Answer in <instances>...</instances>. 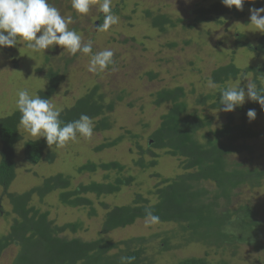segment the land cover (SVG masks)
Listing matches in <instances>:
<instances>
[{"label": "rangeland", "instance_id": "1", "mask_svg": "<svg viewBox=\"0 0 264 264\" xmlns=\"http://www.w3.org/2000/svg\"><path fill=\"white\" fill-rule=\"evenodd\" d=\"M49 2L62 15L72 16L73 23L69 27L76 28L85 42L91 40L94 52L106 48L114 52L115 70L109 66L102 72L91 73L87 70L89 55H71L60 46H53L45 52H33L27 47V42L18 40V45L11 50L0 48V119L10 117L18 110V90L27 88L31 94L38 95L47 89L48 83L44 76L37 73L39 69L66 67L65 80L52 99L54 106L60 111L70 108L98 86L108 101L117 102L115 113L110 117L114 127L108 132H93L90 138L78 136L76 140L66 142L64 146L53 150L56 155L54 163L44 161L38 166H32L26 161L24 148L27 141L38 138L30 136L20 127L22 141L15 147L17 176L10 193L23 194L40 186L44 179L57 174L70 176L74 188L92 182L105 183L106 173L79 175L77 169L89 162L120 163L126 167L124 176L133 177L135 182L115 196L100 199L90 197L94 202L96 217L90 218L89 210L86 209L62 206L58 201V193L47 197L43 202L38 199L33 201V205L42 212H49L50 219L57 225L82 223L83 230L76 235L70 234V238L94 241L100 237L101 225L109 210L132 204L136 195H142L151 204H155L157 198L151 193L156 191L164 179H173L183 173L182 161L167 156L164 151L153 150L157 158L152 159L151 155L141 156L138 150V146L144 150L149 149L151 135L159 128L161 117L169 110L168 106L156 108L152 95L162 89L183 87L187 92L190 110L198 109L194 104L197 96L214 94L218 90L217 86H209L214 70L230 63L241 70L264 64L263 56H257L236 45L241 35L256 46L262 33L255 32L252 25H247L250 23L249 10L243 20L224 17L217 23L190 28L193 20L190 12L199 5L209 6L214 0H112L119 22L106 31H99L97 28L101 16L104 22V13L99 9L100 0H90V10L83 15L72 9L71 0ZM147 12L166 14L175 21L181 19L183 22L162 34L151 27L146 19ZM47 57L50 59L49 63L46 62ZM68 61H71L69 65L66 64ZM150 74L157 78L150 80ZM246 76L253 81L252 75ZM240 82L241 86L246 83L240 78L226 86ZM261 84L264 87V78ZM119 98H122L120 102ZM249 102L246 100L244 105ZM199 112L213 119V129L226 124L230 114L240 123V117L233 112L208 109H199ZM93 124L95 128L96 125L94 122ZM248 125L259 133L257 139L246 142L252 148V154L242 153L233 160L264 171V114L248 122ZM119 138L123 140L117 147L104 149L100 153L95 151ZM1 149L0 141V152ZM141 159L145 163L155 160L157 165L152 169L142 170L136 166ZM115 177L114 173L109 175L110 180ZM209 188L213 186L210 185ZM236 194L235 204L256 206L264 216V181L259 189L243 188ZM0 199L6 214L0 216L1 237L8 233L13 216H9L11 208L6 197H3L1 187ZM182 228L183 226L176 224L146 225L145 220H140L135 225L112 232L104 238L113 243L135 238L147 239L144 246L147 264H178L193 258L205 259L210 264H264V235L258 250L255 246L246 245L238 246L236 251L229 248L209 249L199 243H188L186 239H195V235L184 233ZM17 253L18 248H10L0 258V264H12Z\"/></svg>", "mask_w": 264, "mask_h": 264}, {"label": "trees", "instance_id": "2", "mask_svg": "<svg viewBox=\"0 0 264 264\" xmlns=\"http://www.w3.org/2000/svg\"><path fill=\"white\" fill-rule=\"evenodd\" d=\"M251 7H264V0H246L243 10L228 8L222 0H214L209 6H196L191 12L193 17L190 28L217 23L220 18L228 17L243 20ZM146 19L151 27L162 34L167 29L176 28L181 19L173 20L166 14L146 13ZM103 24L102 16L99 25ZM77 31V29H74ZM238 48H245L257 56L264 57V34L256 41V46L240 35ZM11 50L12 48H6ZM49 63V57L46 58ZM71 61L66 62L67 65ZM39 75L44 76L48 86L39 96L52 99L56 95L67 75L65 68L39 69ZM252 75L253 81L259 86L264 78V64L260 67H250L241 70L230 63L221 66L211 73L210 80L218 87L214 94L199 95L194 104L198 108L190 110L187 92L183 87L162 89L152 95L156 108L168 106L169 110L160 119L159 128L151 135L150 147L144 150L138 146L141 156L151 155L157 158L153 150L164 151L167 156L182 161L183 173L173 179H164L154 193L155 204L136 195L132 204L115 207L104 216L100 237L94 241H85L79 237L70 238L83 230L82 223L57 225L50 219L49 212H42L33 205L38 199L43 202L47 197L58 193L59 203L71 209L89 210L90 218L96 217L94 202L97 199L115 196L123 188L130 187L135 179L124 176L126 167L118 162L95 164L89 162L77 169V174L106 173L105 183L92 182L73 187V179L64 174H57L43 180L40 186L23 194L10 193V188L16 180L15 147L22 141L19 132L20 112L0 119V187L3 197H6L13 216L12 225L6 235L0 237V258L10 248H18V253L12 264H121V257H132L131 264H147L145 244L147 239L135 238L119 243L106 240L104 236L124 230L145 220L146 209L159 216L158 224H176L183 226L184 233H193L195 239L188 238V243H199L209 249H237L240 245L255 246L258 250L264 235V216L258 207L250 204H235L236 192L247 188L256 190L263 186L264 171L234 161L233 158L242 154H252V148L246 145L249 140L259 137V133L248 125L247 111L255 109L256 119L264 114V108L250 101L238 107L230 114L227 123L221 128L213 129V119L202 115L199 109L219 111L221 90L230 82L239 80L244 75ZM150 80L157 78L150 74ZM122 98H119L120 102ZM117 102L107 100L96 86L72 107L61 112L60 119L72 122L82 114L92 118L95 123L94 132L102 133L113 129L114 123L110 117L115 113ZM122 138L116 139L95 149L97 153L104 149L117 147ZM58 146H48L45 138L27 141L24 145L26 161L32 166H38L47 161L54 163L56 155L53 150ZM157 165L152 160L145 163L143 159L136 163L142 170H149ZM116 174L110 180V174ZM159 177V175H156ZM212 185L213 188H209ZM0 216L6 215L1 206ZM264 213V212H263ZM178 264H210L205 259H186Z\"/></svg>", "mask_w": 264, "mask_h": 264}, {"label": "clouds", "instance_id": "3", "mask_svg": "<svg viewBox=\"0 0 264 264\" xmlns=\"http://www.w3.org/2000/svg\"><path fill=\"white\" fill-rule=\"evenodd\" d=\"M246 0H222L224 6L243 10ZM255 3V0H252ZM72 9L78 14H87L90 10V0H71ZM99 9L104 13V22L97 28L106 31L119 22V17L113 10L112 0H100ZM250 23L255 32L264 34V7L251 8ZM73 23L72 16L62 15L60 10L49 0H0V48H13L18 40L27 42V47L33 52H41L53 46H60L71 55L80 53L89 55L88 71L102 72L112 66L115 70L114 52L104 49L93 51L91 40L85 42L83 37L69 27ZM39 33V35H38ZM246 83L229 85L221 90L219 111L232 113L245 104L246 100L258 103L264 108V87L241 77ZM209 86L215 88L214 82ZM16 108L20 112L19 125L32 137L45 138L48 146H64L66 142L74 141L78 136L90 138L94 132L91 117L82 114L79 119L64 123L61 112L51 99L33 95L27 88L18 90ZM249 122L256 119V110L249 109L246 113ZM146 225L159 223V216L151 209L145 210ZM132 257H121V264H131Z\"/></svg>", "mask_w": 264, "mask_h": 264}]
</instances>
